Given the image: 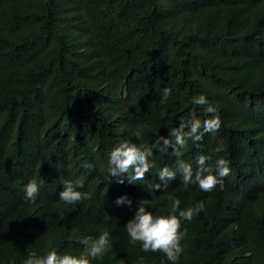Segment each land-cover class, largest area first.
<instances>
[{
  "label": "trees",
  "instance_id": "obj_1",
  "mask_svg": "<svg viewBox=\"0 0 264 264\" xmlns=\"http://www.w3.org/2000/svg\"><path fill=\"white\" fill-rule=\"evenodd\" d=\"M200 95L218 131L179 157L153 150L135 184L109 176L119 143L151 144L193 113L210 118L192 102ZM201 155L213 174L229 161L223 189L182 182L178 162L195 173ZM165 166L175 179L149 190ZM66 180H82L87 196L60 200ZM122 196L131 205H118ZM169 197L181 210L204 204L181 220L175 264H264V0H0V264L79 255L80 241L103 231L111 250L91 264H173L125 227L141 205L169 214Z\"/></svg>",
  "mask_w": 264,
  "mask_h": 264
},
{
  "label": "clouds",
  "instance_id": "obj_2",
  "mask_svg": "<svg viewBox=\"0 0 264 264\" xmlns=\"http://www.w3.org/2000/svg\"><path fill=\"white\" fill-rule=\"evenodd\" d=\"M171 95V89L165 87L162 92V101H166ZM195 105L206 106L203 108L205 114H212L210 118L203 122L192 114L190 120H182L178 127H173L166 136L158 135L153 143H131L123 141L112 148L108 158V174L111 178H116V183L123 184L125 179L135 184L144 179L145 175L154 167L150 161L153 150L168 152L179 157L183 149L188 146L189 141L196 144L203 140L206 133L219 130L221 121L215 107L209 104L205 96L193 97ZM139 133H136L139 139ZM220 149L218 148L217 151ZM208 157L199 156L197 159V169L193 172L191 164L183 161L178 162V169L182 176V182L187 186L197 184L202 191L211 192L217 185L221 189L224 187V177L230 174L229 161L218 159L216 161L215 174L213 169L206 166ZM85 167L91 169L92 165ZM158 178L162 183H155L149 186V190H161L167 187V182L175 179L176 171L165 166L158 170ZM83 181H64L63 191L59 193L60 200L67 204H74L87 196L82 194L77 188H82ZM26 198L34 201L39 193V186L35 179L30 180L24 188ZM170 213L167 215H154L151 211L141 205L125 225L130 242L135 244L140 242L145 252H163L173 264L179 259L183 252L181 241L185 232L181 231V220H192L204 207L203 201L189 206L184 210L180 209L181 201L175 197H169ZM118 205L131 201L126 196L119 197L116 201ZM178 213V215H177ZM84 245V250L79 255L58 254L56 250H51L43 257L30 255L24 264H91V259L102 257L111 250L110 236L108 231H103L98 237H85L80 241ZM91 258V259H90ZM139 264H144V258L140 257Z\"/></svg>",
  "mask_w": 264,
  "mask_h": 264
}]
</instances>
